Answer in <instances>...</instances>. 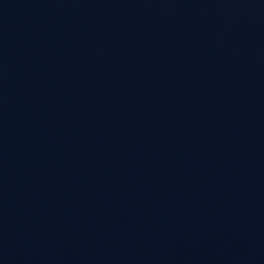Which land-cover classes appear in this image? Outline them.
Returning a JSON list of instances; mask_svg holds the SVG:
<instances>
[{
	"label": "water",
	"instance_id": "1",
	"mask_svg": "<svg viewBox=\"0 0 264 264\" xmlns=\"http://www.w3.org/2000/svg\"><path fill=\"white\" fill-rule=\"evenodd\" d=\"M0 264H264V0H0Z\"/></svg>",
	"mask_w": 264,
	"mask_h": 264
}]
</instances>
